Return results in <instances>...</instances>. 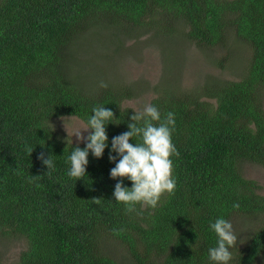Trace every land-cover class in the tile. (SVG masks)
Listing matches in <instances>:
<instances>
[{
	"label": "trees",
	"instance_id": "trees-1",
	"mask_svg": "<svg viewBox=\"0 0 264 264\" xmlns=\"http://www.w3.org/2000/svg\"><path fill=\"white\" fill-rule=\"evenodd\" d=\"M180 24L200 46L246 43L250 60L239 79L211 75L197 88L158 90L149 104L175 114L176 188L155 209L127 213L113 197L109 153L112 137L130 130L134 108L125 102L136 93L123 82L85 80L77 50L122 30L170 36ZM98 104L119 124L108 125L109 148L103 158L89 155L77 181L67 156L85 145H67L51 121L87 123ZM41 152L53 155L49 173ZM244 161L264 166V0H0V231L26 238L16 264H209V223L220 216L262 219L232 249L231 264H264V194L243 174ZM111 240L127 259L106 251Z\"/></svg>",
	"mask_w": 264,
	"mask_h": 264
},
{
	"label": "rangeland",
	"instance_id": "rangeland-1",
	"mask_svg": "<svg viewBox=\"0 0 264 264\" xmlns=\"http://www.w3.org/2000/svg\"><path fill=\"white\" fill-rule=\"evenodd\" d=\"M111 38L104 34L89 45H80L78 58L81 59V71L85 80L97 83L102 78L107 83L123 82L130 84L136 95L126 100L125 105L142 111L158 90L172 86L180 90L197 88L208 76L215 75L224 79H239L250 60L251 49L236 39L228 47L200 46L188 38L181 24L179 31L161 35L149 28L130 33L129 30L116 31ZM224 59V60H223ZM222 60V61H221ZM97 71L99 75H95ZM65 115L70 135L87 123L78 116ZM51 121L55 131L65 139L68 136L65 122L61 118ZM68 117V118H67ZM87 136L88 132L85 131ZM72 142L82 143L76 136ZM243 174L255 179L259 192L264 194V166L251 161L242 164ZM262 219L248 217L236 220L233 225L239 244L242 246L246 236ZM26 238L21 235L0 231V261L16 264L22 251L26 249ZM106 251L119 260L128 257L126 247L117 240L106 244Z\"/></svg>",
	"mask_w": 264,
	"mask_h": 264
},
{
	"label": "clouds",
	"instance_id": "clouds-1",
	"mask_svg": "<svg viewBox=\"0 0 264 264\" xmlns=\"http://www.w3.org/2000/svg\"><path fill=\"white\" fill-rule=\"evenodd\" d=\"M101 87L106 88L108 84L101 81ZM65 118L61 119L64 120L68 133L65 138L67 145L73 143V136L85 145L72 146L66 161L69 164L67 175L79 181L88 174L90 154L97 159L103 158L105 150L109 148L108 125L116 123L117 118L112 109L98 104L92 108L87 126L78 128L71 135ZM175 123L173 112L169 111L166 116H162L156 105L147 104L142 111L134 109L128 123L130 130L112 137L109 160L115 166L110 170V177L117 180L113 197L115 202L125 205L127 213L136 212L137 205L155 209L164 193L175 191L172 159L174 155H178L172 138ZM54 130L55 126L51 131ZM85 131L88 132L87 136L84 135ZM33 151L30 150V154ZM39 158L47 166V173L55 169L52 154L46 156L41 152ZM125 179L132 182L130 187L124 183ZM209 230L216 236L214 245L207 250L209 264H231L232 249L239 241L232 221L224 216L217 217L209 223Z\"/></svg>",
	"mask_w": 264,
	"mask_h": 264
}]
</instances>
